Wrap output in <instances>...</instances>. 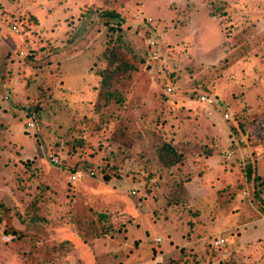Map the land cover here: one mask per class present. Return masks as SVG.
<instances>
[{
	"label": "rangeland",
	"instance_id": "rangeland-1",
	"mask_svg": "<svg viewBox=\"0 0 264 264\" xmlns=\"http://www.w3.org/2000/svg\"><path fill=\"white\" fill-rule=\"evenodd\" d=\"M229 136L264 198V0H0V264H264L259 203L201 211L195 165L162 162Z\"/></svg>",
	"mask_w": 264,
	"mask_h": 264
},
{
	"label": "crops",
	"instance_id": "crops-1",
	"mask_svg": "<svg viewBox=\"0 0 264 264\" xmlns=\"http://www.w3.org/2000/svg\"><path fill=\"white\" fill-rule=\"evenodd\" d=\"M211 109V114L208 116V118H212L213 121L215 122V124L218 125L219 129H222L223 134L225 135L227 133V131L229 130V125H227L226 120L229 119H225L224 118V114H217L214 113V107H209ZM225 112V111H224ZM215 127V126H214ZM221 131V130H220ZM220 134V132H219ZM229 134V133H228ZM218 137V136H217ZM231 136H229V144H226V148H222V151L218 152L216 149L214 148H210L208 150H206V153H204L203 155L200 154L199 152L196 151V154H194L192 151H190V146H181L180 151L183 156V161L187 164L191 163L192 165H195V168H193V172L195 175H190L191 178L188 182L185 183V187L187 189L188 192V203L189 204H194L195 202L199 201L202 199V202H204L205 205H202V209L201 211H203V209L207 206L206 201L204 199L208 198L211 195V192H216L217 194L224 192V193H228V196L230 198V201L228 203H224L222 205H220L219 208H217V213H219L220 209H224L226 210L225 212L230 211V213L235 214L237 212L242 213V211L239 209V205H237V203L235 202L234 205H232V203L235 201V198H232L231 196L233 195V189H235L236 185L238 184V182H244L246 180V176L244 175V173H242L240 171V163L234 161V163L232 162L233 159H229L227 158V149L229 148L230 144L232 143L230 140ZM227 142V140H226ZM217 144V141L214 142V145ZM236 147V146H235ZM234 148V147H233ZM239 148V147H236ZM219 150V149H218ZM230 150V149H229ZM233 152L234 150L231 149ZM238 156V154H236ZM235 159V158H234ZM237 165V166H236ZM196 166H200V168L198 169V171L196 172ZM261 168V166H260ZM260 174V172H259ZM204 194L206 196H204ZM241 194H238V198H241ZM228 205L230 206V210H228L229 208ZM201 208V207H200ZM212 210L209 209V213ZM246 219V220H245ZM249 216L246 218H242L241 220H243V223H245L246 221H248ZM251 223L254 226L253 231L248 232V234L250 233L251 235L254 233L257 237H253L256 239H259L260 237L264 236V216L262 217H258L255 219H251ZM236 224V225H235ZM242 224V223H234L232 226L235 228L237 227V225ZM248 224V223H247ZM246 224V225H247ZM230 226V227H232ZM229 227V228H230ZM247 234V235H248ZM222 234H218L217 236H221ZM223 238H225L224 236H222ZM226 239V238H225ZM257 241V240H256ZM147 256H149V254L147 253ZM160 256V255H158ZM134 259V257L132 258V260ZM56 260V257H55ZM123 264V263H122Z\"/></svg>",
	"mask_w": 264,
	"mask_h": 264
},
{
	"label": "trees",
	"instance_id": "trees-1",
	"mask_svg": "<svg viewBox=\"0 0 264 264\" xmlns=\"http://www.w3.org/2000/svg\"><path fill=\"white\" fill-rule=\"evenodd\" d=\"M105 14L108 15V16H112V17H120L119 14L114 12V11H106ZM113 70L110 72V74H112L114 72L116 73L117 71L118 72L119 71H124L125 70V66H123V64H120L117 67H114ZM106 79L102 80V83H101L102 88H104L107 85V80ZM102 88L100 90H102ZM101 97H102L101 96V92L99 91L98 99H100ZM235 141H236V139L231 141L232 142V144H231L232 146L234 145V143H236ZM235 150H236V147H235ZM235 150L233 152L234 156L237 154V153H235ZM162 151L167 153L166 155H163V154L161 155L162 162L167 167L173 166L176 163H179V162L183 161L182 154L179 151H177V149L174 148V146L172 144L164 143V148L162 149ZM237 157H239V156H237ZM231 159H233V158H231ZM237 161H239L238 158H237ZM247 162H248V165L246 167H244V168L239 165L242 168V170L240 169V171H242V173H244V175L246 176V180H245V183L244 182H238L239 185L237 184L236 187L240 188V185H242V187H241L242 189H237V188L233 189L232 198H235V200H236L238 194L242 193L241 198H240L241 201L239 200V202H242L244 199H246L243 202H246V203L250 204L251 207H252V205H253L252 197H253L254 201L256 203H259L258 204L259 208L261 207L264 210V198H263V196L261 194V190L259 189V187H260L259 186V182L260 181L257 182L259 180V176H260L259 171H258V167L256 166V162H254V160L252 158L249 159ZM249 181H252V182L254 181L253 185L251 187L253 189L252 193L253 192L255 193V195L253 194V196H251V193H249L248 192L249 190L246 188L247 183ZM185 183H184V186H181L180 189H179V191H181L180 196H183L182 193L184 192L187 195L186 197L189 198V196H188L189 194H188L187 189L185 187ZM178 197H179V195H178ZM188 198H187V200H188ZM180 201L181 200H178V202H180ZM186 203H188V201Z\"/></svg>",
	"mask_w": 264,
	"mask_h": 264
},
{
	"label": "built area",
	"instance_id": "built-area-1",
	"mask_svg": "<svg viewBox=\"0 0 264 264\" xmlns=\"http://www.w3.org/2000/svg\"><path fill=\"white\" fill-rule=\"evenodd\" d=\"M152 43L154 44L155 41L153 40ZM172 90H173V88L171 86H168L167 91L171 92ZM10 96H11V93L7 92V94L5 95V98L8 99ZM197 99H198V101H200L205 106L207 105V107H214L215 105L220 104L216 95H213L210 93H203V92L199 93ZM230 117H231L230 113L228 111H225L224 112V118L230 119ZM34 125H35L34 122H29V126L33 127ZM232 154H233V152H229L228 157H231ZM56 161H58V160L56 159ZM81 177H82L81 172H73L70 176V179H71V181H77ZM133 192H135V191H133ZM225 242H226L225 238H223L221 236H218L214 240L215 245H223Z\"/></svg>",
	"mask_w": 264,
	"mask_h": 264
}]
</instances>
